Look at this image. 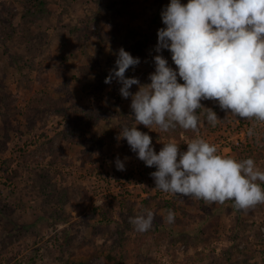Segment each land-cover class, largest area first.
Wrapping results in <instances>:
<instances>
[{"label": "rangeland", "instance_id": "374dc122", "mask_svg": "<svg viewBox=\"0 0 264 264\" xmlns=\"http://www.w3.org/2000/svg\"><path fill=\"white\" fill-rule=\"evenodd\" d=\"M168 3L0 0V264H108L111 253L121 264H264V203L240 209L231 200L154 189L155 167L117 139L124 125L135 123L134 113L121 85L104 82L121 45L104 46L103 37L119 35L121 42L133 27L136 40L126 51L141 63L126 75L149 83L157 30L164 26L151 22L152 12L161 15ZM162 54L176 67L168 50ZM65 82L64 106L40 110L28 123L23 113L38 93L58 97ZM6 97L14 100L15 116L5 117ZM202 104L222 121L198 131L138 128L157 152L169 140L186 151L199 135L220 154L253 157L264 169V122L238 119L213 100ZM117 156L129 158L125 170L116 168ZM168 209L175 212L172 223ZM145 210L155 219L139 232L129 218Z\"/></svg>", "mask_w": 264, "mask_h": 264}, {"label": "clouds", "instance_id": "9594fccd", "mask_svg": "<svg viewBox=\"0 0 264 264\" xmlns=\"http://www.w3.org/2000/svg\"><path fill=\"white\" fill-rule=\"evenodd\" d=\"M154 71L149 83L126 72L141 58L120 47L105 78L116 80L123 98L131 97L134 124L124 125L117 137L126 139L137 158L148 167L155 188L212 202H234L240 209L264 203V169L253 157L222 155L215 143L197 135L181 151L174 140L157 152L149 133L138 125H156L168 132L177 127L198 131L222 121L203 100H213L239 118L264 122V0H169L161 11ZM168 50L173 67L162 53ZM183 81V82H180ZM137 90L132 92V86ZM254 130L249 128L248 135ZM128 157L115 159L125 170ZM139 232L152 228L155 214L145 210L130 217ZM175 212L168 209L167 221Z\"/></svg>", "mask_w": 264, "mask_h": 264}, {"label": "trees", "instance_id": "16d2710c", "mask_svg": "<svg viewBox=\"0 0 264 264\" xmlns=\"http://www.w3.org/2000/svg\"><path fill=\"white\" fill-rule=\"evenodd\" d=\"M41 5L42 9H45V4L41 3L39 6ZM153 19H152V23L154 24H158V22L161 20V15L160 13H158L157 11H153ZM111 22V21H109ZM112 24V23H111ZM91 29H96L95 25H91ZM136 31L133 27H130L129 30L127 32H125L124 35H122L121 37V42H117L118 40V36L115 34H112L111 36H105L103 37V42L102 44L105 46L107 44L108 41L116 42V43H120L121 47H123L125 50L129 49L132 47L131 43H133L136 40ZM120 38V37H119ZM83 52H85V55L87 56L88 51L86 49L82 50ZM69 80V78H67ZM86 83V81L84 82V84ZM86 86V85H84ZM69 86L67 85V82L64 83V87H61L59 89V91L61 92L60 96L58 97H52L51 94L49 92H40L38 93V99H36V101H33L31 103V106L29 107V109L27 111H25L23 113V115L26 117V119L28 120V123H33L35 120L34 116L38 113V111L40 110H51L53 108H56V112L60 110L61 107L64 106V104L66 103V98L63 97L62 95H66L67 92L69 91ZM3 107L6 110V113L8 116L5 117H10V116H15L17 113L14 111V100H12L11 98H2L1 99ZM129 103L131 104V100L129 101ZM16 110V109H15ZM92 116V115H91ZM17 174V172H16ZM106 260L108 262V264H121V260L119 259V257L115 254H108L106 256Z\"/></svg>", "mask_w": 264, "mask_h": 264}]
</instances>
